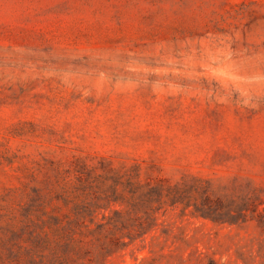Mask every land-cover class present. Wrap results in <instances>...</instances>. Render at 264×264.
I'll return each mask as SVG.
<instances>
[{"label":"rangeland","instance_id":"obj_1","mask_svg":"<svg viewBox=\"0 0 264 264\" xmlns=\"http://www.w3.org/2000/svg\"><path fill=\"white\" fill-rule=\"evenodd\" d=\"M27 227L47 264H264V0H0V264Z\"/></svg>","mask_w":264,"mask_h":264},{"label":"trees","instance_id":"obj_2","mask_svg":"<svg viewBox=\"0 0 264 264\" xmlns=\"http://www.w3.org/2000/svg\"><path fill=\"white\" fill-rule=\"evenodd\" d=\"M204 215H209L204 212ZM27 241L26 253L28 255L27 264H47L45 262V250L49 248V243L46 237L41 232H35V230L29 229L27 227ZM109 253L108 250L105 253H101L98 258H96V264H100L103 257ZM25 264V263H24ZM58 264H67L60 261Z\"/></svg>","mask_w":264,"mask_h":264}]
</instances>
